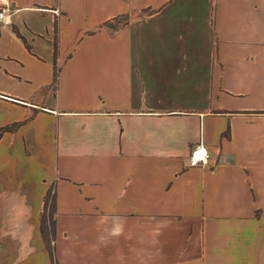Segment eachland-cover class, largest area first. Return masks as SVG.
I'll return each mask as SVG.
<instances>
[{"label":"crops","instance_id":"obj_1","mask_svg":"<svg viewBox=\"0 0 264 264\" xmlns=\"http://www.w3.org/2000/svg\"><path fill=\"white\" fill-rule=\"evenodd\" d=\"M6 2L0 264H264V0Z\"/></svg>","mask_w":264,"mask_h":264},{"label":"trees","instance_id":"obj_2","mask_svg":"<svg viewBox=\"0 0 264 264\" xmlns=\"http://www.w3.org/2000/svg\"><path fill=\"white\" fill-rule=\"evenodd\" d=\"M56 76L57 74L54 73V79L56 78ZM22 123L23 121L13 122L11 124L0 127V136L4 132H11L16 130ZM39 227L42 239L51 260V264H57L54 254V247L52 245V241L55 237V200L54 194H51L50 191H48L45 196L44 207L40 215Z\"/></svg>","mask_w":264,"mask_h":264},{"label":"built area","instance_id":"obj_3","mask_svg":"<svg viewBox=\"0 0 264 264\" xmlns=\"http://www.w3.org/2000/svg\"><path fill=\"white\" fill-rule=\"evenodd\" d=\"M7 5L6 0H0V24L2 25H8L11 22L7 14ZM208 159V151L201 143H198L190 153L189 163L191 165H207Z\"/></svg>","mask_w":264,"mask_h":264},{"label":"rangeland","instance_id":"obj_4","mask_svg":"<svg viewBox=\"0 0 264 264\" xmlns=\"http://www.w3.org/2000/svg\"><path fill=\"white\" fill-rule=\"evenodd\" d=\"M123 20V19H122Z\"/></svg>","mask_w":264,"mask_h":264}]
</instances>
